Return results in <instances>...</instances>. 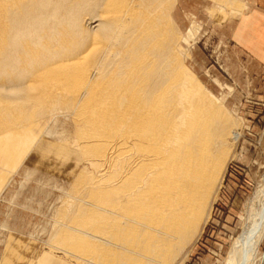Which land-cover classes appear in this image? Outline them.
Segmentation results:
<instances>
[{"label": "bare ground", "instance_id": "1", "mask_svg": "<svg viewBox=\"0 0 264 264\" xmlns=\"http://www.w3.org/2000/svg\"><path fill=\"white\" fill-rule=\"evenodd\" d=\"M176 4L0 0V191L31 152L49 150L54 141L90 163L94 171L78 172L67 188L90 208L65 231L67 239L69 231L86 236L79 254L89 257L87 264H182L223 178L228 156L220 152L238 141L231 120L185 73L179 43L187 46L197 31L180 32ZM58 112L98 123L120 117L116 125L128 133L108 138H137L142 152L127 155L135 168L119 166L110 181V166L103 174L97 164H110L116 154L91 151L94 122L75 117L64 137L55 128ZM258 203L226 264H243L249 251L246 264H254L264 236V189ZM73 243L65 253L72 254Z\"/></svg>", "mask_w": 264, "mask_h": 264}, {"label": "rangeland", "instance_id": "2", "mask_svg": "<svg viewBox=\"0 0 264 264\" xmlns=\"http://www.w3.org/2000/svg\"><path fill=\"white\" fill-rule=\"evenodd\" d=\"M176 3L172 16L180 32L191 31L193 35L192 30L197 31L187 46L179 43L177 53L182 58L187 55L183 61L185 73L196 90L211 101L212 108L231 120L232 131L240 133L234 147L220 152L228 156L223 178L206 223L186 247L182 264H226L248 222L249 212L259 206L264 189V63L250 55L234 32L247 10L246 0H176ZM56 116L55 128L64 137L70 133L72 120L77 118L83 125L94 122L97 129L92 137L96 142L91 151L101 157L116 154L110 164H97L101 173L109 168L106 165L110 166V181L115 180L119 166L135 168L127 155L138 150L137 138L133 135L115 141L108 138L128 133L127 128L116 125L120 120L117 115L100 123L82 115L58 112ZM49 117L52 119L51 114ZM69 139L67 145L72 146ZM51 144L53 148L49 150L31 152L16 173L9 176L0 194V264H29L37 253L41 254L40 264H87L89 257L79 254V249L88 243L86 236L69 231L73 239H67L65 231L72 217L90 207L73 200L70 196L73 192L67 188L78 172L89 173L94 168L87 161L75 160L72 152H62L59 142ZM17 146L19 151L21 147ZM20 177L36 182L35 189H41V193L53 189L60 194L50 191L47 198L32 194L36 184L30 182L22 187ZM63 213L69 215L60 220ZM69 242L76 244L72 254L65 253ZM257 250L254 264H260L264 256V236Z\"/></svg>", "mask_w": 264, "mask_h": 264}, {"label": "crops", "instance_id": "3", "mask_svg": "<svg viewBox=\"0 0 264 264\" xmlns=\"http://www.w3.org/2000/svg\"><path fill=\"white\" fill-rule=\"evenodd\" d=\"M246 5L247 10L241 15L238 22L236 23L234 32L241 45L247 48L250 55L252 54L256 60L264 63V0H246ZM20 178L22 180L20 182L22 187L30 182L33 184L35 183L36 186L34 187L32 194L37 193L39 196L42 195V198L44 196L46 198L49 197L50 191L58 192L56 190L50 189L49 192L45 191L41 193L40 189H35L37 187L36 182H27V180H23L22 177ZM8 182L3 187V189L7 186ZM23 182H25V184ZM2 191H0V194ZM9 195H11V193H9ZM2 228L4 227L2 226ZM40 255V253H37L33 258L34 260L29 264H40Z\"/></svg>", "mask_w": 264, "mask_h": 264}, {"label": "clouds", "instance_id": "4", "mask_svg": "<svg viewBox=\"0 0 264 264\" xmlns=\"http://www.w3.org/2000/svg\"><path fill=\"white\" fill-rule=\"evenodd\" d=\"M250 247V246H249ZM251 253H250V251L249 252H247L246 254H245V261L243 262V264H246V261H247V257L250 255Z\"/></svg>", "mask_w": 264, "mask_h": 264}, {"label": "built area", "instance_id": "5", "mask_svg": "<svg viewBox=\"0 0 264 264\" xmlns=\"http://www.w3.org/2000/svg\"><path fill=\"white\" fill-rule=\"evenodd\" d=\"M260 264H264V256H263V258H262Z\"/></svg>", "mask_w": 264, "mask_h": 264}]
</instances>
